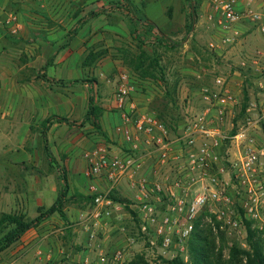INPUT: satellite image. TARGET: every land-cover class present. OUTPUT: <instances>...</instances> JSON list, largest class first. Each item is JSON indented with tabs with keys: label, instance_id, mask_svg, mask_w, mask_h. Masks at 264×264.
<instances>
[{
	"label": "rangeland",
	"instance_id": "rangeland-1",
	"mask_svg": "<svg viewBox=\"0 0 264 264\" xmlns=\"http://www.w3.org/2000/svg\"><path fill=\"white\" fill-rule=\"evenodd\" d=\"M11 1L13 4L4 10L3 18L15 13L22 16L20 20L25 25L26 21L21 18L26 0ZM213 1L28 0L26 4L36 8L33 10L36 20L33 21L35 28L30 31L31 37L34 41L41 38L50 45L52 57L46 66L53 65L57 55L65 53L67 69L73 74L77 72V78L54 80L52 85L62 83L66 88L62 91L68 96L72 94L70 85L77 82L82 87L84 124H94L101 146L111 155H120L127 147L116 130L122 112L117 97L121 75L129 77L133 101L139 113L156 115L165 111L168 121L178 114L184 120L187 112L200 111L203 105L201 94L213 85L216 76L227 78L230 91L239 100V105L233 109L234 116L230 117L235 125L245 118L250 103L258 105L264 102V94L258 91L254 82L256 68L264 67V34L243 22L235 27L243 35L233 43L224 44L223 40L232 33L225 32L218 24L220 15L213 8ZM238 1L242 6L246 0ZM256 2L264 9V0ZM41 23H47V26L43 28ZM92 108L97 111L92 112ZM114 117L118 120L113 121ZM87 131L85 129L84 133L88 137L90 132ZM145 159L155 164L153 156ZM150 169H145L147 175L144 170L140 176L149 177L152 174ZM164 169L168 168L164 167L163 172ZM93 183L91 180L87 184L89 195ZM123 186V191L115 195L120 209L113 215L115 221L110 231L113 243L108 242L99 250L95 249L96 246L93 248L92 238L85 235L87 225L81 223L92 207L85 211V216H78L81 218L79 221H66L68 216L64 211L73 204V197H69L68 187L56 186L58 212L35 222L40 212L55 204L51 206L49 195L43 196L46 205L30 211L28 220L35 224L0 252V264H165V261L177 258L190 264L189 242L183 248L169 252L152 247L141 235L137 215L129 212L131 209L137 214L131 199L134 193L127 182ZM23 210L20 205L13 213L8 206H0V219L5 213L22 216ZM214 226L216 231L212 224L205 225L203 230L213 233L216 251H220L222 238L225 239L224 260L230 258L232 247L251 251L250 235L253 242L259 243L264 255V237L254 223L245 221L240 233L221 228L218 222ZM13 230L14 226L10 225L0 227V247L6 244L5 238ZM104 233L107 232L102 230L98 238L105 239ZM86 248L87 254L83 251ZM101 250L104 252L99 255ZM102 258L105 261H101ZM240 258L243 263L247 262V256Z\"/></svg>",
	"mask_w": 264,
	"mask_h": 264
},
{
	"label": "built area",
	"instance_id": "built-area-1",
	"mask_svg": "<svg viewBox=\"0 0 264 264\" xmlns=\"http://www.w3.org/2000/svg\"><path fill=\"white\" fill-rule=\"evenodd\" d=\"M213 8L221 28L232 33L224 44L243 35L235 30L243 22L264 34V9L256 0L242 6L238 0H214ZM3 26L11 36L24 29L15 13L7 15ZM255 77L256 88L264 94V67L256 68ZM117 97L122 112L116 130L127 147L120 155L106 148L86 154L95 199L85 219L109 218L113 209L119 210L111 194L127 182L139 232L154 248L179 250L205 225L216 231L217 222L240 233L250 221L264 237V102L250 103L245 118L235 125L230 117L239 100L227 78L216 76L201 94L200 111L187 112L182 126L171 132L155 114L138 112L126 74L120 77ZM147 156L154 157L156 166L151 176L141 177ZM164 167L168 169L163 172Z\"/></svg>",
	"mask_w": 264,
	"mask_h": 264
},
{
	"label": "crops",
	"instance_id": "crops-1",
	"mask_svg": "<svg viewBox=\"0 0 264 264\" xmlns=\"http://www.w3.org/2000/svg\"><path fill=\"white\" fill-rule=\"evenodd\" d=\"M26 3L21 18L26 21L25 30L8 39L11 35L5 32L3 22L6 17L3 18L2 14L13 2L0 0V206H8L9 211L15 213L21 205L23 215L30 219L31 209L46 205L43 196L49 195L52 206L57 198L56 186H66L70 190L69 197H73V204L64 211L68 216L66 221H79L92 205L88 200L87 184L91 180L87 177L85 156L104 147L99 143L94 124H84L82 87L77 82L70 85L72 94L68 96L62 91L66 89L62 83H55L71 80L73 76L77 78V70L73 74L67 69L65 53L57 55L53 65L46 66L52 57L50 45L41 38L34 41L31 37L30 31L35 28L33 21L36 20L33 10L36 8ZM41 26L45 28L47 23H41ZM54 80L56 85H52ZM56 89L60 91L55 92ZM84 128L90 132L88 137ZM151 163L152 160L146 159L143 169L151 168L152 173L156 164ZM123 189L124 186L119 191ZM131 199L133 201L134 197ZM115 210L109 218L82 219V225H87L85 235L92 238L93 248L96 246L95 249L99 250L108 242H114L110 231ZM102 230L107 232L103 234V240L98 238ZM87 248L83 250L86 254L89 252Z\"/></svg>",
	"mask_w": 264,
	"mask_h": 264
},
{
	"label": "trees",
	"instance_id": "trees-1",
	"mask_svg": "<svg viewBox=\"0 0 264 264\" xmlns=\"http://www.w3.org/2000/svg\"><path fill=\"white\" fill-rule=\"evenodd\" d=\"M92 112L97 111V109H91ZM121 115V114H120ZM157 118L160 119L165 126L171 131L176 132L177 129L182 126L183 120L180 115L171 121L167 120V113L162 111L156 113ZM117 193L114 191L111 194V198L118 202V198L115 196ZM95 195H89L88 200L92 202L91 207L94 204ZM91 209V208H90ZM129 210V209H128ZM58 212L56 203L44 212H40L37 220L35 222L41 221L46 215H51ZM130 213L136 215L135 211L129 210ZM34 221H29L25 216H16L15 214H3L0 219V227L4 225L14 226V230L6 236L7 240L5 245L0 247V252L5 250L8 245L14 241H17L25 232H28L30 228L35 224ZM139 222V221H138ZM213 233L211 231H205L203 229L197 230L191 237L189 241V254H190V264H264V255L258 242H253V236L249 237V246L251 251H241L235 247L231 249V255L228 260L223 259L222 250L226 247L225 239L222 238V246L220 251H216L215 240L212 238ZM247 256V262L243 263L240 256ZM165 264H185L184 260L181 258L174 259L172 261H165ZM134 264V263H131Z\"/></svg>",
	"mask_w": 264,
	"mask_h": 264
}]
</instances>
